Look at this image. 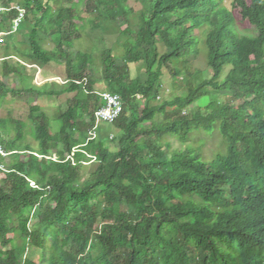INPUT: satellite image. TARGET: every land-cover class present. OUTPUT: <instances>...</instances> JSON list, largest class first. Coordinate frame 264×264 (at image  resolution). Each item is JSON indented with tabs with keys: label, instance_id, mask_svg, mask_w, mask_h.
Wrapping results in <instances>:
<instances>
[{
	"label": "trees",
	"instance_id": "obj_1",
	"mask_svg": "<svg viewBox=\"0 0 264 264\" xmlns=\"http://www.w3.org/2000/svg\"><path fill=\"white\" fill-rule=\"evenodd\" d=\"M128 1L20 5L32 19L25 57L62 68L65 85L10 90L13 71L27 68L5 55L0 102L56 98L65 110L57 130L37 105L29 126L10 121L8 131L0 119V147L11 154L1 157L0 264H264V0H134L136 14ZM10 4L1 8L9 12L0 14V34L18 16ZM97 12L104 24L96 19L87 32L96 35L92 50L119 35L100 52L101 80L89 72L93 51L72 54L79 23ZM49 38L55 48L47 51ZM166 76L183 92L157 102ZM101 85L123 102L110 124L94 117ZM25 128L36 147L24 142ZM214 133L220 140L209 160L205 142L192 138ZM31 248L38 261L26 255Z\"/></svg>",
	"mask_w": 264,
	"mask_h": 264
},
{
	"label": "rangeland",
	"instance_id": "obj_2",
	"mask_svg": "<svg viewBox=\"0 0 264 264\" xmlns=\"http://www.w3.org/2000/svg\"><path fill=\"white\" fill-rule=\"evenodd\" d=\"M5 3V0H0V14H8L9 11L5 10V9H1L3 8ZM24 0H13V4H10L9 7H14L15 10H21L23 11L25 14V19L26 22L23 26V29H21V32L14 33V35L12 34H4L2 36H0V77L2 75V57L5 55L11 56L13 62H17L19 64H21L22 66H24L25 68H27L26 73H23L22 71L19 70V73H16L15 71H13V73L10 75L9 80L7 81L8 84V88H10V90H12L13 88L16 87L19 89L22 88H29L31 89L32 87L30 85H33L37 88H43L47 89V90H51V89H62V85L63 84V79L61 78L60 75L64 74V70H62V68H57L56 71H52L50 67H45L42 68L40 67L37 63H33L31 61H29L27 59V57H25L26 54L29 53L28 49H29V44L26 42L27 38L25 36V34L28 33V27L31 26V14H27L26 11L23 9V7H21L20 5H23ZM84 1L82 2V6L81 9H83L84 7ZM225 5H228V0H226ZM132 8V10L136 13H139V11L142 10L140 3L137 1L135 2L134 0H129L127 3V8L126 10ZM53 11V10H52ZM94 16L92 17V21L91 23V27H89V24H87L85 21L82 23H79V27L78 30L81 33V38L79 40H77L74 44V50L72 52L73 55H75L76 52L78 51H82V52H91L92 50V41L93 38H96V35L94 34V32L90 33L89 36L87 34V32L89 31V29H94L95 27V20L96 19H102V23L101 26H103L104 22H103V17L105 16V13H100L97 12L95 14H93ZM132 16V18H135L136 15H132V13L130 14ZM18 16H19V12H18ZM17 16V17H18ZM80 16L84 18L85 14L84 13H80ZM238 17V16H237ZM38 20L40 21V23L43 20V15L38 14ZM24 21V20H23ZM37 22V21H36ZM34 23V22H33ZM119 26H120V30H124L125 27V21L123 19V17H120L118 20ZM93 24V25H92ZM16 25V24H15ZM44 25H47V23H44ZM82 26H87L85 28V30H82ZM28 28V29H27ZM20 29V27H19ZM18 29V30H19ZM26 29V30H25ZM132 32L136 33L138 30V27H136V23H134L132 25ZM24 30V31H22ZM196 31L192 34H195ZM98 34H100V32H98ZM103 34V33H102ZM115 36H119L118 32L115 33ZM112 36V35H111ZM112 36V38H105V41L103 44H97L96 50L94 49L93 53L95 56V65L94 67H90L89 72L91 74V79H97V80H101L102 79V75H101V68L99 65V59H100V52L104 49H106L109 46H112V44L114 43L115 39ZM101 37V34H100ZM2 40V42H1ZM92 40V41H91ZM23 41V42H22ZM44 50L50 51L53 50L55 48V44L53 43L52 39H46L45 43L43 44ZM120 48L115 46V49ZM116 54H119V51L116 52ZM13 62H10L11 64ZM15 63V67L16 64ZM195 64L199 67H201L202 69L204 68V63L202 58L200 59H196L195 60ZM13 67V65H12ZM96 67V68H95ZM140 67H136V69H139ZM135 76L137 75L136 73H133ZM23 75V76H22ZM204 78H208V75H210V72H208L206 69L203 71L202 73ZM169 78L166 76L163 78V89L161 91L160 94V99L157 100L158 101H162L163 99H172L174 97L175 94L180 95L183 90L179 91V93H176L175 90H172L168 87V83H169ZM181 80V79H180ZM96 90L99 92L97 95L100 98V95L103 93H108L106 91V88L101 85V86H96ZM221 95V96H220ZM222 96H224L223 94H219L217 97L222 98ZM223 99V98H222ZM239 104V102H238ZM37 105L41 108V110L49 117V119L51 120V122L54 125V129L57 130L58 128V124L56 123V120L58 119V115L59 112L61 113L62 111L65 110V106H64V100H58L56 98H36L34 96L31 95H21L16 99H11L10 97L8 98H4L1 102H0V119H5L8 121V131L12 128V124L10 123V121H14V122H19L22 124H26V125H30V122L28 120V115H29V110L30 107ZM236 105V104H235ZM57 118V119H56ZM161 119V117H160ZM32 126V124H31ZM149 124L145 125L146 128H149ZM13 133V132H12ZM24 133V142L29 144L31 147H36L37 143L33 140V138L30 136L28 129L25 128V130L23 131ZM1 135H5V133H1ZM11 137H13L15 135V133L10 134ZM93 135V134H92ZM113 134H111L112 136ZM193 141H198V140H203L205 142V147L203 148L204 151V158L207 159H211L213 153L215 152V150L218 147V143H219V135L214 133L213 137L208 138L206 135H201L198 137H194L192 138ZM194 142V143H196ZM171 145L173 147V149H177L179 148V144L175 141H171ZM53 153V152H52ZM88 165V172H92L95 170L96 165L95 164H86ZM40 252L35 249V248H31L29 249V251L27 252V256L32 258V260H37L38 261V257L40 256Z\"/></svg>",
	"mask_w": 264,
	"mask_h": 264
},
{
	"label": "built area",
	"instance_id": "obj_3",
	"mask_svg": "<svg viewBox=\"0 0 264 264\" xmlns=\"http://www.w3.org/2000/svg\"><path fill=\"white\" fill-rule=\"evenodd\" d=\"M23 16V12L20 11V17L18 20L15 21L16 26L20 22ZM102 97V107L98 110L94 117L96 118V122H106V123H113L121 114L123 109V103L121 99L117 95L103 93L100 95ZM1 156H4V151L0 147V172H6L5 164L1 160ZM31 186L34 187V184L31 183Z\"/></svg>",
	"mask_w": 264,
	"mask_h": 264
},
{
	"label": "clouds",
	"instance_id": "obj_4",
	"mask_svg": "<svg viewBox=\"0 0 264 264\" xmlns=\"http://www.w3.org/2000/svg\"><path fill=\"white\" fill-rule=\"evenodd\" d=\"M20 11L21 10H18V12H19V16L18 17H16L13 21H12V24H11V32L10 33H1L0 34V36H2V35H4V34H13L14 35V33H12V32H15V33H18L19 32V30L21 31V29H23V26L19 29V27L22 25V22H23V20H24V18H25V16H24V12H23V16H22V18H21V20H20V22L18 23V25L16 26L15 25V21L16 20H18L19 19V17H20ZM19 29V30H18ZM1 42H2V40H1ZM23 42V41H22Z\"/></svg>",
	"mask_w": 264,
	"mask_h": 264
},
{
	"label": "bare ground",
	"instance_id": "obj_5",
	"mask_svg": "<svg viewBox=\"0 0 264 264\" xmlns=\"http://www.w3.org/2000/svg\"><path fill=\"white\" fill-rule=\"evenodd\" d=\"M63 84H64V83H63ZM108 94H109V93H108ZM100 98L103 99L102 97H100ZM121 102H122V100H121ZM122 103H123V102H122ZM100 109H101V108H100ZM100 109H99V110H100ZM96 112H97V111H96ZM96 112H95V113H96ZM95 119H96V118H95ZM3 151H4V150H3ZM12 154H13V153H12ZM10 155H11V154H6V153L4 152V156H1V157H6V156H10Z\"/></svg>",
	"mask_w": 264,
	"mask_h": 264
}]
</instances>
